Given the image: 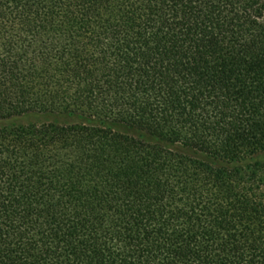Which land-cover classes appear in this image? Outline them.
Segmentation results:
<instances>
[{
	"label": "trees",
	"instance_id": "16d2710c",
	"mask_svg": "<svg viewBox=\"0 0 264 264\" xmlns=\"http://www.w3.org/2000/svg\"><path fill=\"white\" fill-rule=\"evenodd\" d=\"M261 153L264 0H0V264H264Z\"/></svg>",
	"mask_w": 264,
	"mask_h": 264
},
{
	"label": "rangeland",
	"instance_id": "374dc122",
	"mask_svg": "<svg viewBox=\"0 0 264 264\" xmlns=\"http://www.w3.org/2000/svg\"><path fill=\"white\" fill-rule=\"evenodd\" d=\"M41 119L40 117L38 116H35V115H27V116H24V117H21V118H18L17 119V122L18 123H25V122H31V121H36V120H39ZM46 119H56V120H59V121H62V122H66V121H70L71 119L69 118H64V117H61V116H50V117H47ZM72 121V120H71ZM116 129L118 130H121L122 128L121 127H118V126H115ZM256 160H264V153H261L259 155H257L255 157Z\"/></svg>",
	"mask_w": 264,
	"mask_h": 264
}]
</instances>
